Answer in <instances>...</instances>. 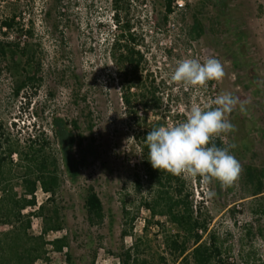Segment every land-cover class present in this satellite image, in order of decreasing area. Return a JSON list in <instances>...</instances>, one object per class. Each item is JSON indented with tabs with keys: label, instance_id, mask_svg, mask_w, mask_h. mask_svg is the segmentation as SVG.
Instances as JSON below:
<instances>
[{
	"label": "rangeland",
	"instance_id": "374dc122",
	"mask_svg": "<svg viewBox=\"0 0 264 264\" xmlns=\"http://www.w3.org/2000/svg\"><path fill=\"white\" fill-rule=\"evenodd\" d=\"M165 1L122 0L120 6L144 54L142 84L162 99L157 116L141 113L147 127H156L186 119L194 104L215 107L212 100L222 92L246 102L245 111L237 106L227 116L236 130L213 140L218 147L235 144L239 178L228 187L182 178L228 262L264 264V193L253 196L264 188V0H173L169 14ZM113 12L111 0H0V42L7 48L0 59V119L20 141L44 131L54 152V117L65 119L75 137L74 169L68 172L61 163L60 230L45 236H66L68 246L57 253L48 247V260L36 264H122L127 250L129 264L173 261L163 238L177 225L167 217L151 219L142 207L146 188L137 192L134 186L138 151L128 139L137 124L124 109L111 60ZM13 15L11 31L4 30L2 23ZM209 57L224 66L222 80L196 89L170 80L178 60ZM27 74L34 80L16 96ZM88 189L101 202L100 222H91L85 210ZM47 198L38 188L36 207L26 211H36ZM41 227L33 217L31 232L39 235Z\"/></svg>",
	"mask_w": 264,
	"mask_h": 264
},
{
	"label": "trees",
	"instance_id": "16d2710c",
	"mask_svg": "<svg viewBox=\"0 0 264 264\" xmlns=\"http://www.w3.org/2000/svg\"><path fill=\"white\" fill-rule=\"evenodd\" d=\"M111 2L117 31L110 44L111 60L120 80L124 109L130 116L129 121L137 124L132 136L138 151L139 170L134 186L137 192L146 188L147 196L142 207L149 212L151 219L156 216L167 217L177 225V232L165 234L163 238L164 245L173 255L171 264H230L217 236L209 230L208 222L193 205L190 194L185 191L183 178L154 169L147 158L148 148L144 140L153 127H147L146 117L141 111L150 110L157 116L162 99L156 96L154 87L143 86L144 54L131 25L127 21L123 22L120 17L122 0ZM172 3L173 0L165 1L167 14L171 12ZM15 19V15L11 16L10 20L2 23V28L11 31ZM6 49L0 42V59L5 55ZM29 68L33 72V68ZM33 80L31 75H25L20 84L16 85L14 94L17 96ZM52 133L57 152L50 149V138L44 131L30 135L27 141H20L13 137L0 119V227L4 228L0 231V264L44 262L48 260V247L57 253L68 246L66 236L50 241L45 236L49 232L60 230L57 194L61 186V163L65 164L68 172L74 169L71 152L75 137L67 121L61 117L52 119ZM216 145L219 146L218 143ZM13 157L16 159L13 160ZM18 187L21 189L20 193L16 191ZM38 188L48 198L36 211L27 212V209L36 207ZM263 193L264 188H260L253 196ZM84 206L91 222L102 220V205L93 189L86 191ZM33 217L41 219L39 235L31 232ZM127 234L123 231L122 236ZM130 251L127 250L124 254L122 264L130 263ZM136 262L137 260H133L131 264Z\"/></svg>",
	"mask_w": 264,
	"mask_h": 264
},
{
	"label": "clouds",
	"instance_id": "9594fccd",
	"mask_svg": "<svg viewBox=\"0 0 264 264\" xmlns=\"http://www.w3.org/2000/svg\"><path fill=\"white\" fill-rule=\"evenodd\" d=\"M224 77V66L214 57L203 62L196 58L180 59L169 73L171 81L193 89ZM212 104L215 107L194 104L186 119L153 127L148 132L144 143L148 148L147 158L154 169L185 179L201 177L206 184L217 181L224 187L231 186L239 178L242 166L231 153L235 144L218 147L213 140L236 130L227 116L237 106L245 111L246 102L231 92H222ZM134 139L130 137L128 140ZM208 195L211 197L214 193Z\"/></svg>",
	"mask_w": 264,
	"mask_h": 264
},
{
	"label": "built area",
	"instance_id": "2783aa9c",
	"mask_svg": "<svg viewBox=\"0 0 264 264\" xmlns=\"http://www.w3.org/2000/svg\"><path fill=\"white\" fill-rule=\"evenodd\" d=\"M176 4H177L178 8H181L183 5L182 2H180V1H177Z\"/></svg>",
	"mask_w": 264,
	"mask_h": 264
}]
</instances>
